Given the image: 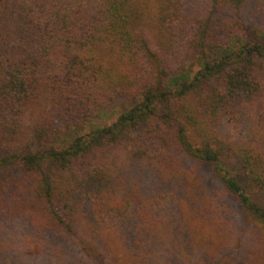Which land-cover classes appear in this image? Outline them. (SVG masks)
I'll return each mask as SVG.
<instances>
[{
	"label": "trees",
	"instance_id": "1",
	"mask_svg": "<svg viewBox=\"0 0 264 264\" xmlns=\"http://www.w3.org/2000/svg\"><path fill=\"white\" fill-rule=\"evenodd\" d=\"M190 162L264 229V0H0V230L89 254Z\"/></svg>",
	"mask_w": 264,
	"mask_h": 264
},
{
	"label": "rangeland",
	"instance_id": "2",
	"mask_svg": "<svg viewBox=\"0 0 264 264\" xmlns=\"http://www.w3.org/2000/svg\"><path fill=\"white\" fill-rule=\"evenodd\" d=\"M188 166L194 173L189 191L163 202L152 225L130 218L122 241L90 238L86 254L79 237L38 234L20 221L0 230V264H264L261 224L227 194L210 166ZM10 171L0 165V176Z\"/></svg>",
	"mask_w": 264,
	"mask_h": 264
}]
</instances>
